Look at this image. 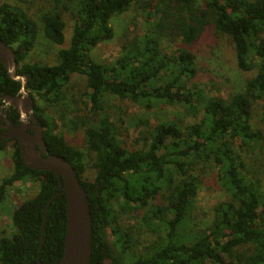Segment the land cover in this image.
<instances>
[{
	"label": "trees",
	"instance_id": "obj_1",
	"mask_svg": "<svg viewBox=\"0 0 264 264\" xmlns=\"http://www.w3.org/2000/svg\"><path fill=\"white\" fill-rule=\"evenodd\" d=\"M131 11L141 15L143 33L137 26L128 29L115 62H97L93 50L114 40L115 22ZM70 12L71 43L54 65L27 61L39 36L27 11L0 5V39L15 51L18 75L28 78L49 152L72 164L86 191L91 264H264V0H75ZM41 21L45 39L62 47L66 23L59 7ZM210 29L233 44L239 69L254 73L244 92L229 99L208 96L193 83L199 64L191 49ZM174 42L183 47L166 50ZM78 76L86 79V113L69 90ZM20 89L0 63V107L5 95L18 96ZM110 97L148 112L178 107L190 122L169 119L151 126L139 132L140 147L132 150L123 114L114 120L105 107ZM254 111L260 113L258 124ZM13 112H7L9 119ZM65 119L71 130L85 129L86 152L58 133ZM9 143L0 145V153L13 149L14 169L0 181V204L17 183L35 185L38 192L14 210V233L0 238V264H59L65 194L50 203L40 247L46 207L59 181L26 167L18 142ZM208 184L224 200L200 226L192 214Z\"/></svg>",
	"mask_w": 264,
	"mask_h": 264
},
{
	"label": "rangeland",
	"instance_id": "obj_2",
	"mask_svg": "<svg viewBox=\"0 0 264 264\" xmlns=\"http://www.w3.org/2000/svg\"><path fill=\"white\" fill-rule=\"evenodd\" d=\"M62 3H57V0H0V5L8 3L14 7H18L27 11L31 17L37 21L39 26V36L33 51L30 53L27 61L42 65H54L58 61V52L61 49H67L70 46L73 34V19L71 10L75 6V0H61ZM78 1V0H77ZM64 6L70 9H65ZM59 7V11L63 13L66 23L65 43L58 46L45 39L42 31L41 17L45 13ZM143 19L136 12H129L120 17L114 24L115 38L112 42L100 44L92 52V57L99 63L112 64L120 56L121 46L124 41L123 34L128 29H137L143 33ZM134 25V26H132ZM183 45L179 42H174L167 46L169 52H176ZM198 58V76L193 83L206 90L208 96H220L224 99H229L231 96L243 93L246 83L254 76L253 72H243L239 69L234 53L233 44L226 36L219 35L214 29L208 30L203 37L198 40L191 49ZM69 90L72 91V97H79V107L83 112L90 109V104L87 98L83 97L86 89V79L82 77H73ZM69 92V91H68ZM34 99L39 100L38 96L34 95ZM40 101V100H39ZM87 104L86 106L84 104ZM41 107L49 109L56 119L61 114L58 110L49 108L45 103H39ZM84 106V108H83ZM105 107L114 120L119 119L122 114L125 120V136L127 138V146L130 149L136 150L140 145L135 143L139 138V132L148 130L151 126H156L160 122L166 120H176L178 122L189 123L190 118L186 116L184 110L178 107H163L160 110L146 111L141 107L132 105L128 101H121L114 97H110ZM258 107V106H257ZM259 108V107H258ZM258 110V109H257ZM57 112V113H56ZM260 113L254 111V122L258 124ZM70 118L67 116L66 119ZM65 119V120H66ZM67 121V120H66ZM70 122L66 125L59 124L58 133L65 136L66 140L77 149L84 152L86 147L85 129L71 130ZM255 124V125H256ZM257 127H260L257 125ZM240 142H237L239 145ZM13 149L9 148L6 152L0 153V181L12 173L13 167ZM93 172H88L87 176L92 179ZM211 186V185H210ZM209 184L198 196L196 207L192 216L196 224L203 226L212 218L213 208L224 200V195L219 192L217 187L211 188ZM38 192V187L35 185H27L22 183L15 184L11 189L6 201L0 204V238L3 236L10 237L14 233L12 223V214L14 210L25 200L34 197ZM107 264V263H106Z\"/></svg>",
	"mask_w": 264,
	"mask_h": 264
},
{
	"label": "water",
	"instance_id": "obj_3",
	"mask_svg": "<svg viewBox=\"0 0 264 264\" xmlns=\"http://www.w3.org/2000/svg\"><path fill=\"white\" fill-rule=\"evenodd\" d=\"M0 63L4 65L11 79L21 84L18 96L5 95L3 101L19 112L23 123L14 126L2 112V120L8 126L6 127L7 135L0 134V137L18 142L26 167L37 172L53 173L59 181V192L46 207L40 247L44 242L43 232L50 203L64 192L67 204V227L64 255L59 264H91L93 228L86 191L72 164L49 152L44 139V127L35 117L34 100L27 91L28 78L18 75L15 51L1 39Z\"/></svg>",
	"mask_w": 264,
	"mask_h": 264
},
{
	"label": "flooded vegetation",
	"instance_id": "obj_4",
	"mask_svg": "<svg viewBox=\"0 0 264 264\" xmlns=\"http://www.w3.org/2000/svg\"><path fill=\"white\" fill-rule=\"evenodd\" d=\"M15 110L14 108L10 107L9 105H7L3 99H2V106L0 107V134H3V136H6L7 135V130H6V127L8 126V124L2 120V112L4 114H6L7 116V120H9L10 123H12L14 126H19V125H22V118L19 114V112L17 110H15L16 114L18 117H13L14 119H9L8 118V115H7V112H9L10 110ZM39 123H41V121L38 119ZM31 132V130H29ZM10 141L14 142V140H6V139H3V137H0V145H2L3 143H9ZM10 144V143H9Z\"/></svg>",
	"mask_w": 264,
	"mask_h": 264
}]
</instances>
